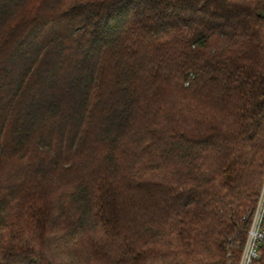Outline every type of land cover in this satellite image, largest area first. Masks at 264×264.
<instances>
[{
    "label": "trees",
    "instance_id": "obj_1",
    "mask_svg": "<svg viewBox=\"0 0 264 264\" xmlns=\"http://www.w3.org/2000/svg\"><path fill=\"white\" fill-rule=\"evenodd\" d=\"M263 178L264 0H0V264H238Z\"/></svg>",
    "mask_w": 264,
    "mask_h": 264
},
{
    "label": "built area",
    "instance_id": "obj_2",
    "mask_svg": "<svg viewBox=\"0 0 264 264\" xmlns=\"http://www.w3.org/2000/svg\"><path fill=\"white\" fill-rule=\"evenodd\" d=\"M264 248V178L238 264H262Z\"/></svg>",
    "mask_w": 264,
    "mask_h": 264
}]
</instances>
